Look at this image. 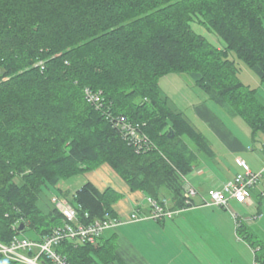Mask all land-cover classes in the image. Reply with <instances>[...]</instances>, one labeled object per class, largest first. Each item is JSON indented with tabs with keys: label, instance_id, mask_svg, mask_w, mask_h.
I'll return each mask as SVG.
<instances>
[{
	"label": "trees",
	"instance_id": "obj_1",
	"mask_svg": "<svg viewBox=\"0 0 264 264\" xmlns=\"http://www.w3.org/2000/svg\"><path fill=\"white\" fill-rule=\"evenodd\" d=\"M230 52L264 85V0H0V243L23 232L38 241L62 226L51 203L47 214L37 207L41 189L100 165L131 191L157 202L164 195L182 209L183 179L197 154L212 151L169 106L159 80L186 74L252 136L264 133V106L239 80ZM84 89L102 93V110ZM104 112L137 125L153 149L137 153ZM118 198L86 182L67 200L90 223L114 216ZM236 232L264 264V245L244 224ZM98 246L64 241L56 251L69 264L111 261V240Z\"/></svg>",
	"mask_w": 264,
	"mask_h": 264
},
{
	"label": "crops",
	"instance_id": "obj_2",
	"mask_svg": "<svg viewBox=\"0 0 264 264\" xmlns=\"http://www.w3.org/2000/svg\"><path fill=\"white\" fill-rule=\"evenodd\" d=\"M178 77L177 74L162 77L160 92L212 151L210 156L197 154L196 165L185 176L183 188L190 186L197 194L191 200L192 206L178 211L170 219L154 220L148 218L151 210L147 196L141 191H131L123 181L113 187L98 178L94 182L87 181L99 192L110 189L119 195L111 209L113 217L124 222L115 230L102 233L96 246L109 239L115 246L113 259L106 264H253L254 251L237 236L236 228L239 224L246 225L253 238L264 245V178L263 187L260 188L258 182L257 188L252 190L250 204L230 201V209L226 210L202 205L200 197H206L232 180L241 171L238 159L245 161L251 172L259 173L264 155V133L252 136L240 118L230 117L203 94L186 97L180 105L171 102L167 93H182L175 87ZM255 84L257 99L264 106V85L258 79ZM191 87L182 88L190 92L194 89ZM182 111H187L188 116ZM161 200L166 202V210H176L169 197L162 195ZM134 211L146 218L126 222ZM97 248L99 246L94 249ZM93 259L96 264H103Z\"/></svg>",
	"mask_w": 264,
	"mask_h": 264
},
{
	"label": "built area",
	"instance_id": "obj_3",
	"mask_svg": "<svg viewBox=\"0 0 264 264\" xmlns=\"http://www.w3.org/2000/svg\"><path fill=\"white\" fill-rule=\"evenodd\" d=\"M84 97L88 104L96 110L103 109V97L101 92H93L84 89ZM104 117L113 127L117 128L123 139L133 146L137 153H144L153 149V145L148 138L139 132L137 125L128 123L124 117H115L111 113L104 112ZM261 170L259 173H253L245 163L238 159L237 164L240 172L234 178L226 182L219 190L211 191L206 197H200L202 205L229 210V202L244 205L251 203V191L255 188L259 179L264 174V155L261 158ZM185 178L183 179V183ZM196 191L190 186L183 188L184 208L192 206L191 200L196 196ZM147 204L150 207L148 218L154 220L170 219L178 210H166L165 201L157 202L147 198ZM50 203L53 208L61 215L63 224L56 227L42 239L30 240L15 236L8 244L0 243V259L17 264H69L65 257L57 253L56 249L64 241H71L77 244L96 245L98 238L108 230H115L124 222L110 215H104L102 219L93 220L90 223H82L78 220L75 209L69 201L62 197H52ZM87 218V215H85ZM236 219V217L233 215ZM145 216H138L137 211L131 213L126 222H134ZM17 228L13 224L12 230ZM256 264V262H253Z\"/></svg>",
	"mask_w": 264,
	"mask_h": 264
},
{
	"label": "rangeland",
	"instance_id": "obj_4",
	"mask_svg": "<svg viewBox=\"0 0 264 264\" xmlns=\"http://www.w3.org/2000/svg\"><path fill=\"white\" fill-rule=\"evenodd\" d=\"M192 27L198 34L205 37L206 40L212 43L213 45L217 46L218 48L223 47V44L221 43V41H219L213 33H211L205 27L201 26L199 23H194ZM228 57L229 59L234 61V63L239 69L238 70L239 80L243 84L256 89L255 80H257V77L241 61H239L232 52L229 53ZM178 76H179L178 77L179 83L175 84V87L177 89L182 90V93H174L170 95H168L167 93V96L169 97L171 102L176 103L177 105H180L182 101H184V98L186 97H197L199 95H202V92L193 85V83L191 82V80L186 74L184 75L178 74ZM185 85H187L188 87L189 85H191L192 86L191 88H194V89L190 92H187V91L184 92V89L182 87ZM257 91H258V88H257ZM182 112L184 113L185 116L186 115L188 116L187 111H182ZM97 178L107 183V185H111V187H113L114 185H116V183L120 181L122 182L120 177L109 166L100 165L91 171H86L81 174L73 175L67 179H61L55 187L49 186V185L44 186L38 195L36 205L43 213L47 214L52 210V206L50 205V199L52 197L62 196L70 200L72 195L75 193V191L78 190L84 183H86L87 181L94 182ZM262 178H264V175L259 180L260 188L263 187ZM20 237L30 238V237H33V234L31 232H23L22 234H20Z\"/></svg>",
	"mask_w": 264,
	"mask_h": 264
},
{
	"label": "water",
	"instance_id": "obj_5",
	"mask_svg": "<svg viewBox=\"0 0 264 264\" xmlns=\"http://www.w3.org/2000/svg\"><path fill=\"white\" fill-rule=\"evenodd\" d=\"M22 230H23V226L20 225V226H19V231L21 232Z\"/></svg>",
	"mask_w": 264,
	"mask_h": 264
},
{
	"label": "bare ground",
	"instance_id": "obj_6",
	"mask_svg": "<svg viewBox=\"0 0 264 264\" xmlns=\"http://www.w3.org/2000/svg\"><path fill=\"white\" fill-rule=\"evenodd\" d=\"M115 212V211H114ZM115 214V213H114ZM117 215V214H116Z\"/></svg>",
	"mask_w": 264,
	"mask_h": 264
}]
</instances>
